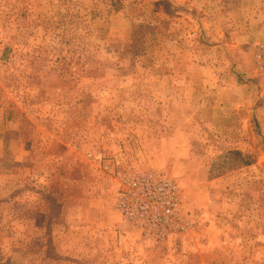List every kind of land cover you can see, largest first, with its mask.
Here are the masks:
<instances>
[{
  "label": "rangeland",
  "instance_id": "1",
  "mask_svg": "<svg viewBox=\"0 0 264 264\" xmlns=\"http://www.w3.org/2000/svg\"><path fill=\"white\" fill-rule=\"evenodd\" d=\"M261 46L264 0H0V264H264ZM154 169L158 242L115 203Z\"/></svg>",
  "mask_w": 264,
  "mask_h": 264
},
{
  "label": "built area",
  "instance_id": "2",
  "mask_svg": "<svg viewBox=\"0 0 264 264\" xmlns=\"http://www.w3.org/2000/svg\"><path fill=\"white\" fill-rule=\"evenodd\" d=\"M260 48L262 51L264 47ZM261 51L257 54L259 57ZM259 61L264 67V59ZM115 203L125 223L135 226L155 242L195 228L194 219L184 208L181 188L161 169L120 174Z\"/></svg>",
  "mask_w": 264,
  "mask_h": 264
}]
</instances>
